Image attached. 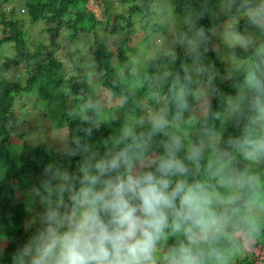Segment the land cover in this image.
Instances as JSON below:
<instances>
[{
    "label": "trees",
    "instance_id": "trees-1",
    "mask_svg": "<svg viewBox=\"0 0 264 264\" xmlns=\"http://www.w3.org/2000/svg\"><path fill=\"white\" fill-rule=\"evenodd\" d=\"M22 1L16 10L27 16L30 27L11 3L8 17L0 12V48L12 53L0 60V264H12L14 251L26 242L37 219V206L16 193L34 197L33 189L50 164L75 172L86 156L111 148L124 127L147 131L149 111L172 108L168 93L177 77L193 92L191 111L169 131L181 135L185 145H211L218 138L220 151L226 153L220 157L225 171L255 177L246 180L240 199L227 207L226 227L215 246L224 264H264V161L245 160L228 144L242 135L247 123L230 113L229 98L235 97L256 49L264 45V28L252 24L246 14L248 0H120L126 10L116 15L106 0ZM109 14L114 16L111 29L104 22ZM39 21L49 38L48 44L43 40L35 46L30 32ZM234 34L242 36L247 47ZM62 35L75 41L74 55L66 59L58 43ZM94 74L97 81L92 84ZM34 112L53 131H65L66 151L75 155L60 154L57 144L48 141L39 146L27 142L18 126ZM161 139L154 137L152 154L162 151ZM210 160L215 157L206 147L195 179H209ZM217 191L230 194L223 187ZM179 240L183 236L169 234L158 249L165 253ZM205 264L213 261L206 259Z\"/></svg>",
    "mask_w": 264,
    "mask_h": 264
},
{
    "label": "clouds",
    "instance_id": "clouds-1",
    "mask_svg": "<svg viewBox=\"0 0 264 264\" xmlns=\"http://www.w3.org/2000/svg\"><path fill=\"white\" fill-rule=\"evenodd\" d=\"M245 9L250 22L264 28V0H248ZM234 39L247 47L239 34ZM239 89L228 107L247 123L242 135L228 144L245 160L260 163L264 161V45L248 62ZM191 95L177 77L168 93L172 108L151 112L144 121L147 131L122 128L111 148L86 156L75 172L48 165L39 187L33 189L34 229L14 251L12 264H205L206 259L224 264L214 242L226 227L227 207L240 199L239 189L246 180L255 177L225 171L220 157L226 153L220 151L218 138L211 145L203 141L185 145L181 135L169 131L185 121ZM187 119L191 123L193 118ZM156 136L163 137L162 151L152 154ZM206 147L215 157L207 165L209 179H195ZM218 187L230 194L221 195ZM169 234H179L183 240L158 256V243Z\"/></svg>",
    "mask_w": 264,
    "mask_h": 264
},
{
    "label": "rangeland",
    "instance_id": "rangeland-1",
    "mask_svg": "<svg viewBox=\"0 0 264 264\" xmlns=\"http://www.w3.org/2000/svg\"><path fill=\"white\" fill-rule=\"evenodd\" d=\"M4 1V0H3ZM92 0H82V4H88L90 3ZM107 4H111L110 6V12L113 14H119L124 12L125 7H123L122 5L119 4V2H121L120 0H106ZM12 6H14L15 11L17 13V17L22 19L26 25V27H30L31 25L27 23L28 18L27 16H21L24 15L22 14V12L20 11V14L17 12L16 9H18V7L20 5H22L23 1L21 0H6V2H4V4H0V12L4 13L3 15L5 17L9 16V13L7 12V10H9L11 8V4ZM107 20H109V23H106ZM114 21V16H111L110 14L108 16H106L104 18V22L105 27H107L108 29H111V25L113 24ZM136 25L137 22H136ZM46 26L41 22H37L35 24L32 25L31 28V34H32V41L34 39V41L32 42V45L36 46L37 41H43L44 43L48 44V41L46 42V38H49V34L46 33ZM45 30V31H44ZM64 32H67V29H64ZM132 35H129V38ZM225 42H228L229 39H225ZM58 43L61 44V46L63 47V51H62V58L66 59V57H68V55H74L75 51V41H70L69 39L67 40V38L62 35L59 39H58ZM134 44V42H133ZM85 47L84 45H80V48ZM3 47L0 48V60H2L3 56H8L10 57L12 55L11 51L8 48L2 49ZM2 49V50H1ZM85 50V49H84ZM77 62V61H76ZM89 81L94 84L97 81V77L96 75H92L89 78ZM195 96L198 95V90L195 88ZM27 111H29V109L27 107H24ZM152 112L149 111V114ZM16 115H21L20 111H16L15 113ZM147 113V115H149ZM46 120L43 117H40L39 115H37V113L34 112V114H30L28 116H25V118L23 119V122L20 123L19 130L21 132H23V134L26 136V140L29 144H32L34 146H39V145H43L44 141H48L49 143H51L52 145L57 144L58 148H59V152L60 154H66L67 151L66 149L68 148L67 145V141L64 138L65 131H53L52 129H50V127H47V123L45 122ZM49 125V123H48ZM34 142V143H33ZM252 168V167H250ZM256 168V167H253ZM18 195V199L25 201V202H30V204H34V206H37L36 201H34V197H31L30 195L27 194H21L19 192L16 193ZM37 207H35L34 209H36ZM36 212V210H34ZM2 227V224L0 223V228ZM209 247V245H207ZM163 253V249H158V256H162ZM231 255L235 256V257H239V252H232Z\"/></svg>",
    "mask_w": 264,
    "mask_h": 264
}]
</instances>
